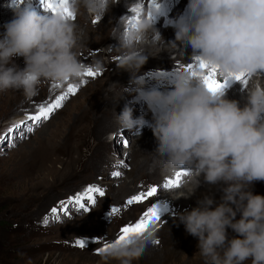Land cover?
I'll use <instances>...</instances> for the list:
<instances>
[{
  "label": "clouds",
  "instance_id": "9594fccd",
  "mask_svg": "<svg viewBox=\"0 0 264 264\" xmlns=\"http://www.w3.org/2000/svg\"><path fill=\"white\" fill-rule=\"evenodd\" d=\"M118 2L55 0L51 15L15 7L0 39V91L20 90L31 97L42 83H76L89 68L103 71L100 60L92 66L81 62L83 29L76 17L84 8L90 16L102 18ZM127 7L137 11L120 17L111 33L118 41V67L131 75L120 97L134 93L135 101L153 112L154 163L162 176L186 173L178 187L184 191L175 198L194 193L201 176L210 185H226L218 205L205 195L197 207L178 214L179 222L198 239L203 264H264V196L250 190L253 182L264 181V0H188L186 14L175 23V40L191 47L195 63L215 68L222 80L244 74L243 104L228 99L224 90L210 91L204 72L183 63L159 77L169 87H147L138 73L149 57L146 48L163 40L153 20L158 9L154 4L145 7L144 0H128ZM168 45L177 49L175 41ZM17 56L23 57V68L14 63ZM115 119L121 129L145 123L133 119L128 104ZM228 228L238 236L228 239ZM155 241L153 231L146 230L113 242L102 255L132 264Z\"/></svg>",
  "mask_w": 264,
  "mask_h": 264
},
{
  "label": "rangeland",
  "instance_id": "374dc122",
  "mask_svg": "<svg viewBox=\"0 0 264 264\" xmlns=\"http://www.w3.org/2000/svg\"><path fill=\"white\" fill-rule=\"evenodd\" d=\"M26 1L33 2V0H0V10L3 13V17L0 18V28L3 30V32H5L4 25L14 18L13 9L17 6L23 7V3ZM37 1H39L38 6L41 7V4L43 3L42 0ZM112 6L116 9L118 4L114 3ZM123 9H125L124 11L128 13H125L122 16L129 17L131 14L130 9L126 6L123 7ZM43 12L44 11L39 14H42ZM83 14H86L88 16L85 9L83 11H80L78 16H83V22L80 23L79 21H76V23L83 29L81 45H89V47L86 48L81 62L87 66H92L94 61L100 60L103 64V67L106 68V71H102L104 75L99 79L96 77V75L93 77H89V79L85 82L83 80L79 81V83L85 84L81 85L80 88L100 89L104 85L106 89H116L115 87L121 81H125L124 85H129L128 83H126L131 79V75L129 72L126 71L117 75H113V72L112 74L110 73V75L108 73L112 70L116 71L119 68V54L114 52L117 50L113 47L116 44L117 40L113 36H111L112 31L104 26L106 23H108V20L105 17L106 15L102 17L101 22L97 25V21L92 19L90 16H88V18L84 20L85 16ZM47 15L51 14L47 12ZM122 16L118 14L115 23L119 22V19ZM86 27H89L92 32L89 30L87 31ZM171 32L169 31V29H163V31H161L163 35L173 34L174 38H169L168 40L164 39L163 42L158 43L157 49H146L149 57L147 62L143 66L155 67L158 63H162L163 60H165L168 56L181 54V51L183 52L184 56L187 51L191 50V47L189 45L175 40V29H173ZM173 41L176 42L177 49L168 45L169 42ZM106 43H110V45L112 43L113 45H109L113 48V52L109 56H106L105 54L98 51V48H104ZM110 47L108 49H111ZM115 47L117 46L115 45ZM81 48H83V46H81L79 50ZM18 59L19 60H15L13 58L14 63L18 67L23 68L25 66L23 58L19 57ZM108 64H112V67L109 69ZM105 68H103V70ZM104 76L105 78L103 79ZM239 83L241 84V82L233 84L227 91H230L231 89L239 85ZM57 85L59 84L50 85L49 89L64 90L68 89V87L71 86L69 83H67V85ZM80 88L77 89V93ZM239 88L238 91L241 94H244L245 89L241 87ZM117 89H119V87ZM39 90L44 91L42 87H40L38 91ZM77 93H68V91L66 90L65 94L67 98L62 102V106L58 108L61 111L58 113V109L54 110V112L50 114L49 118L45 122L44 120H42L40 123H37L35 128L34 124H36V122L26 120L24 124H31L32 130L25 133L24 127L20 125L23 124L21 123V121H24L26 115L29 116L36 114L39 106L42 104L45 105L46 101H38L37 103L34 102V104L31 103L29 105L33 104V108L28 110V108H24L25 106L23 107V104L26 105L30 103V100L28 101L30 97H26L22 91L14 89L0 91V264H120V261L115 258L106 259L104 256L92 255L89 252L84 251L83 248H79V251L67 246L66 244L75 245V241L79 240L75 237L78 236H92L94 238V241L90 242V245H88L92 246L95 244V247H97L96 245L102 246V236L109 233V228H111L112 230L113 228L110 226H106L100 222L99 212L103 210L104 206L101 197L103 198V200H105L104 203L108 204L109 201H111L117 204L118 201L122 200L123 198L121 196L119 197V193H117L118 190H121L123 182H125L124 185H126L128 184L127 182L132 180L130 186L132 187L134 184L133 181H135L137 182L136 187H138V182L140 180H150L154 182L155 179H160V170H157L158 174L156 173L155 175H151L153 170L148 167L144 170L145 175L144 173L141 174V171L134 173L129 172L128 174L124 173L126 170L130 169V160L125 159V154L123 155V153L116 154V151H113L112 153L111 149V151H106V153L110 152V154L115 155V157L121 160L123 164L125 163V167L122 164L117 166L116 170L108 171L110 169H108L107 166L109 167V163L111 160H108L106 156L102 157L101 159L100 156L98 158L99 161L97 162H99L100 166L101 164L104 165L105 170L109 172L107 173V175H104L103 177L93 176L81 179L78 178L75 180L76 175H78L77 173L79 171H76V169L73 170V167H71L70 171L67 170L66 162L68 161V158L70 156L67 154L70 149L68 147H70V144L73 142L72 140L68 139L67 136V131L69 130L68 126L70 123V119L72 120L73 117H76L75 113L79 108L76 103L78 101H81L82 99L81 94H78L79 97L75 96ZM79 93H82V91H80ZM8 96H11L12 98L14 96H18L17 98L22 97L18 100L19 103H21H18L17 105L15 104L17 107L15 106L14 109H11L10 111H8V109L6 108ZM74 97L76 99L73 100ZM23 98L24 103L21 101L23 100ZM50 100V97L49 99L47 98V102H49ZM52 103H54V100H52ZM125 104H128V106L132 109V116L138 114V118L142 117L139 113V106L141 105V102H138L136 104V106L138 107V109L136 110V107L131 104L130 99L127 100V97H124L123 99L115 103V106L118 107L119 113L121 112ZM18 119L20 120V122H14ZM113 121L115 122V124H117L116 119H114ZM14 125H19V127H14ZM140 127L143 128V126ZM9 129H11V131H9ZM143 129L146 128L144 127ZM110 131H112L111 127H109L107 131H105L104 135L102 136V140L105 145H100V147L108 145L110 147H124L125 149L134 150V145L136 144H133L132 139H129L127 135L129 132L131 134L134 133L135 135L137 131H130V129H121L119 127V135H116V137L114 135V145H110L107 141L106 135ZM141 133L145 135V133H148V130ZM84 134L86 137L83 145L80 148V152L78 153L81 158L88 154L87 147L89 143H87V141H92L90 138L88 139L86 132ZM64 139L66 141L69 140L70 142L63 143L64 146H62L60 143H62L61 141H64ZM74 142L72 143L73 145ZM121 151H123V149ZM131 156H133L132 153ZM153 158L151 159V163L153 165H156ZM132 159L135 158L133 157ZM90 170L91 168H87L85 173L88 171L86 173L88 174ZM117 171L121 173V176L112 175V173ZM117 178H121L122 180L120 179V182L117 184L116 190L110 192V189L107 187L111 185L109 180ZM138 179L140 180L138 181ZM83 181L88 185L95 186H98L95 183L100 182L104 185L102 189L106 188L108 191V193L106 192L105 196H100L99 198H96V194L93 193L92 195L94 196L96 203L95 205L90 206L87 212L83 210V212H77L71 217L65 218L63 220L64 222L56 224L55 226L47 229L44 232H35L28 227L23 228L17 226L22 224L24 226L26 222H28L26 220L40 217L41 213H44L45 209L49 205L53 204L54 201L67 202L69 196H74L77 193H82L85 189V185H82L84 183ZM220 185L222 187L226 186H224L222 182L220 183ZM190 187H192V185ZM175 189L176 190L173 191L176 192L175 194L184 191L180 188ZM217 189L218 188L215 187V192L212 190L213 192L211 194V198L215 201L214 206L218 205L221 202V197L223 196L222 190ZM165 190L167 191V193H169L170 191L169 189ZM250 190L253 192V194L264 196V181L253 182ZM125 192L126 191H124L123 193ZM135 192L136 191H130L128 193L132 194ZM217 193L220 196L219 198L216 197ZM191 196L192 194L186 196V198L185 196L181 197L182 199L185 198V200H187ZM188 201L189 203L194 202V198L192 197V199H189ZM190 205L191 209L196 207L193 206L195 204L192 205V203H190ZM107 210L108 209L106 207L104 211L105 216ZM167 210L168 209H166L165 211ZM127 211L128 210H122V217L124 220L132 219L131 217L136 215L135 212ZM239 218L240 213H237L236 219ZM107 219L112 222L114 220V217H107ZM33 221L34 220H31V222ZM13 224H16L18 229L16 228L14 229V231H12ZM226 232L228 239L238 236V234H236L231 228H228ZM156 233L169 234V244H171L170 250L144 251L138 259H134L132 261V264H203V260L198 254V239H196L195 237H193V241L191 240L192 242L190 241L191 243L189 242V244H184L183 242L185 241H183V238L179 240L177 239V242H174L173 234L170 232V228L168 227L159 228L158 230H156ZM185 233L187 232H183L182 235ZM116 239L117 237L114 239V242L116 241ZM149 244L147 246H149ZM165 247L161 245L160 249H164ZM84 249H86V247H84ZM89 251H93L92 248H90Z\"/></svg>",
  "mask_w": 264,
  "mask_h": 264
},
{
  "label": "bare ground",
  "instance_id": "6f19581e",
  "mask_svg": "<svg viewBox=\"0 0 264 264\" xmlns=\"http://www.w3.org/2000/svg\"><path fill=\"white\" fill-rule=\"evenodd\" d=\"M33 1H37V0H33ZM127 2L128 1L119 0V2L116 3V4H118L116 9L113 6L110 7L109 11L105 14L106 15L105 17L108 20V23H106L104 26L107 29L112 31L113 27H119L118 26L119 22L115 23V20H116L118 14H120V16H122L123 14L128 13V12L124 11L125 9H123V7H125V6L127 7ZM38 5H39V3L36 4L33 7V10L37 11L38 13H41L42 11H44V12H49L51 14L50 10L45 8L43 3L41 4V7H39ZM40 8H41V11H40ZM83 10H84V8L80 9V11H83ZM83 15L85 16L84 20L86 18H88V16H90L89 14H88V16L86 14H83ZM90 17L92 18L94 16H90ZM93 19L97 21V25L102 20V18H96V17H94ZM82 20H83V16H77L76 21H79L81 23V22H83ZM157 26H159V25H157ZM156 28H158V27H156ZM86 30L87 31L89 30V31L92 32V30L89 27H86ZM172 30L173 29H169L170 32ZM158 31L160 32V34H161V36L163 38V40L161 42H163L164 39L168 40L169 38H174L173 34H164L163 35L161 33V31H163V30L159 29ZM81 42H80V44H82ZM109 45H110V43L109 44L106 43L104 48H106ZM111 45H112V43H111ZM115 45L118 46V41L116 42ZM115 45L114 46L112 45V46L115 48ZM157 45L154 46V47H148L146 49H149V50H152L153 48L157 49ZM81 46H83V48H81L79 50V52H80V54H79L80 60L82 59V57H83V55H84V53L86 51V48H88L89 45H87V46L81 45ZM112 50H113V48L109 52L105 53V55L106 56L111 55L112 52H113ZM114 52L118 53V51H114ZM98 58H99V56H98ZM175 60L179 61L180 63H182L183 58H182V56H178V57L175 58ZM158 64H160V65H158ZM158 64L155 67L143 66L141 68L140 72L138 73V75L144 76V78L146 80L147 87H149V88L156 87L158 89L163 90L162 89V85L160 83L147 79L145 77L146 74L152 73L153 76H160V77L161 76H165L166 77L167 74L170 73L174 67H178L180 65H175L173 61H170L168 59H165V60H163L162 63L160 62ZM111 67H112V64L109 65L108 69L111 68ZM103 68H105V67H103ZM150 69H156L157 71L156 72H152V71H150ZM160 70H163V71H160ZM103 71L105 72L106 68ZM112 72H113V75H115V74L117 75L119 73H124L126 71L121 69V68H118L116 71L112 70L111 72H108L109 75H110V73L112 74ZM103 75L104 74L101 71V72H98L96 77L99 79ZM104 78H105V76L103 77V79ZM88 79H89V76H85L83 81L85 82ZM90 80H92V79H90ZM129 81L130 80H128L126 83L129 84ZM95 83H97V82H95ZM69 84L71 86H73V87H76L77 89L80 88L81 85H85V84L79 83V82L69 83ZM124 84H125V81L124 82H122V81L119 82V84H117V86L115 87L116 89H106L105 86L103 85L100 89H81L80 88L78 93L76 92L77 94L75 96L77 97L78 94H81L82 95V99H81V101H78L76 103L79 108H78V111H76V113H75L76 117H73L72 120L70 119V123H69V126H68L69 130L67 131L68 139L72 140L73 142L74 141H76V142H74V145L72 144L73 143L72 142L70 144V147H68L70 149H69L67 154L70 155V156L68 158V161L66 162L67 170L70 171L71 167H73V170L76 169V171H79L77 173L78 175L75 174L76 175L75 180L78 179V178L81 179V178L93 177V176H98V177L102 176L103 177L104 175H107V173H109V172H107V170H105V167H104L103 164H101V166H100L99 162H97V161H99L98 158L100 156H101L100 158L102 159V157L105 156L106 151H111V149H112V153H113V151H116V154L123 153V155L125 154V159H129L130 160V169H128V170H126L124 172L126 174H128L129 172L134 173V172H139V171H141V174H142V173H144V170L148 167V168H151L153 170L151 175H155L157 173V170H159L158 166L153 165L151 163V159L155 155L154 152H155V149L157 147V142L155 141V137H153L154 135H153V133L151 131V128L147 124V121H150L152 119V113H151V110L148 108L147 104H145L144 102H141V105L139 106V108H140L139 113H140V115L142 117H139L137 119H143V121L145 122L144 125H143V128L145 127L146 129H143L140 126H137V127H134L132 129H130V131H137L135 133V135H134V133L131 134L130 132L127 135V137L129 139H132L133 144H136V145H134V150L125 149L124 147H110L108 145L100 147V145H105L103 140H102V136L104 135L105 131H107V129H109V127H111V129L114 131L115 137H116V135H119V125L115 124V122L113 121L115 119V117H114L115 113L117 115L119 114L118 107L115 106V103L118 102L119 100L123 99L124 97H127V100L130 99L131 104H133L134 107H136V110L138 109V107L136 106V104L138 102L135 101V94L134 93H124L120 97V94H121V89L120 88H121V86L122 87L129 86V85H124ZM50 85H54V83H49V82L42 83L40 87H42L44 91H40V90H39L40 92L37 91V93L35 95L31 96L30 99H28V101L30 100V103H28L26 105L23 104V107L25 106L24 108H28V110H30V109L33 108L32 105L34 104V102L37 103L38 101H46L45 106H47V105L52 103V100H54V102H55V100L57 98H59L60 96H64V94L66 93L67 89H64V90H62V89H53L52 90V89H49ZM238 86L239 85H237L236 87H234L230 91H227L226 92V97L228 99H231V100H237V101L241 102V104H243V102H244L243 101V97H244V95L246 93L244 92V94H241L238 91V88H239ZM118 87H119V89H117ZM80 91H82V93H79ZM17 97L18 96H14L12 98L11 96H8V98H7L8 101L6 102V108L8 109V111H10L11 109H14V107L19 103L18 100L20 98H22V97H20V98H17ZM49 97H50L51 100L49 102H47V98L49 99ZM74 99H76V98L74 97L73 100ZM21 101L23 102L24 98ZM31 103H33V104L29 105ZM119 109H120V107H119ZM60 111H61L60 109L57 110L58 113ZM136 115H138V114H136ZM147 116H148V118H147ZM112 118H113V120H112ZM36 125H37V123L34 124V128L36 127ZM147 130H148V133H145V135L143 133H141V132H144V131H147ZM138 131H140V132H138ZM85 132L87 133L88 139L90 138L92 141L91 142L87 141V143H89V145L87 147L88 154L81 158L78 153L80 152V148H81V146L84 143V140H85V137H86L85 134H84ZM141 134H143V135H141ZM147 136H148V138H147ZM65 138H66V136H65ZM146 138H147V140H146ZM95 141H96V143H95ZM61 142L62 143H60V144L62 146H64L63 143H66V142L69 143L70 141L69 140L66 141L64 139V141H61ZM114 142H115V140H114ZM121 148L123 149V151H121L122 150ZM131 153L133 154V156H131ZM74 154H75V156H74ZM129 156H131L132 158L134 157L135 159H132ZM122 164L123 163L121 162V160L118 161V162H114V161L111 160L110 163H109V167L107 166V168L110 169L108 171L116 170L117 166L122 165ZM123 166L125 167V163L123 164ZM126 166H127V164H126ZM87 168H91V170H90V172L88 174H86L88 171L85 173ZM144 175H145V173H144ZM159 178H160L159 180L155 179L154 182L150 181V180H140V179H138V181L140 180L138 182V184H139L138 187H136L137 182H135V181H133L134 184H133L132 187L130 186L132 180L127 182L128 184H126V185H124L125 182H123V185L121 186V190H118V192H117V193H119L118 194L119 197L120 196L123 197L122 198L123 201L120 200V201H118L117 204H115V203H113L111 201H109L108 204L104 203L105 200H103V198L101 197V200H102V203H103L104 206H103V210H101L99 212L100 222L102 224L106 225V226L112 227L113 230L111 228H109V233L104 234V236H102V241H101L102 246L96 245L97 247H95V244L92 245V246H89L90 245L89 244V245L86 246V249H84V247H83V250L84 251H89L90 248H92L93 251H96L98 248L104 247L106 243H113L114 239L116 237L118 238V235L121 234L122 227L127 226V225H134L136 222H138L141 219V217L143 216V213L152 204H159L162 201V198L169 196L168 194H166V190L165 189H167V190L169 189L170 192H173L174 190H176L175 188H164L163 187V184L166 183V181L168 179H170L169 177L160 175ZM120 179L121 178L110 179L109 180L111 185H109L107 187L110 189V192L113 191V190H116L117 184L120 182ZM199 181H200L199 186L196 188L194 193H192V196L189 197L190 200L192 199V197L194 198V202H190V203H192V205L195 204L193 206H196V207L198 206L197 205V201L200 200V199H203V197L205 195H208V196L211 197V194L214 191L215 187L218 188L217 190H222L223 189V187L220 185V183L217 184V185L208 184L203 179V176H201L199 178ZM95 184L98 185V187L100 186V188L104 187V185L102 183H100V182H97ZM82 185H85V188L88 186V184H86V182H84ZM152 186H156L157 189H158V192H157L156 196L147 198V199H145V200H143L142 202H139V203H133L131 205H128L126 203V201L129 198H131L133 195H137V194H140L142 192H146ZM129 187H131V188H129ZM192 187L195 188V185L193 184ZM103 190H104V193L106 195V192L108 193L107 189L105 188ZM124 191H126V192L123 193ZM130 191H136V192L130 194V193H128ZM95 197L99 198L100 196L98 194H96ZM216 197L217 198L220 197L218 195V193H217ZM185 198H186V196H185ZM185 198L183 200L185 202H187L186 204H181L179 202H176V204H175L176 206H179V207L183 208L184 209L183 212L185 210H188V211L191 210V205H190V203L188 201L189 199L185 200ZM106 207H107L108 210H111L112 208L119 209L118 212H116L115 214H112V216L114 217V220L112 222H110L107 219V217L104 215V211H105ZM123 209L124 210H128L129 212H131V211L135 212L136 215L131 217L132 219L124 220L123 217H122V210ZM166 209H168V208L167 207H163L162 210L165 211ZM183 212H180V213H183ZM178 214L179 213L172 212V214H171V216L169 218L165 219L163 222H161L155 228L148 229V227H147L146 230H152L153 231V235H154V239L156 241H159V243H154V244L150 243L149 246H147L144 251H169L170 250L171 244H169L170 243V239L168 237L169 234L156 233V230H158L159 228H164V227L170 228V232L173 234L174 242L177 239L179 240V239L183 238V241H185L183 243L184 244H187V243L189 244V242L193 239V236L189 235L188 233H185V234L182 235V233L185 232L186 230H185L184 225L179 222ZM174 226L177 227V228H175ZM161 245H163L164 247L166 246V247L164 249H160Z\"/></svg>",
  "mask_w": 264,
  "mask_h": 264
},
{
  "label": "snow or ice",
  "instance_id": "6c2138e0",
  "mask_svg": "<svg viewBox=\"0 0 264 264\" xmlns=\"http://www.w3.org/2000/svg\"><path fill=\"white\" fill-rule=\"evenodd\" d=\"M43 5L47 9L53 8V0H42ZM59 3H63L64 0H57ZM137 9L133 8L130 9L131 13H135ZM95 22V21H94ZM131 22V21H129ZM196 67H199L204 72V82L206 87L212 91L213 93H216L217 91L224 90L227 87L229 79H224L223 82L220 79H217L216 76V69L215 68H209L206 63L203 61H199L198 63H193L186 65V68L195 69ZM98 72H95L91 70L90 68L86 71L85 75L89 77L96 76ZM193 74L196 75L195 71H193ZM234 80L241 81L243 83H246V80L244 79V74H238L235 75ZM59 86V85H57ZM68 93L75 94L77 91L76 87L69 86L67 89ZM67 96H60L55 100L54 103H51L47 106L40 105L37 113L34 115H29L26 117L27 120H31L36 123H40L42 120H46L51 113L54 112L55 109H58L62 106V102L66 100ZM21 123H25V121H21ZM14 127H19V125H14ZM11 131V129H9ZM31 131V129H29ZM186 173L184 172H178L176 174L175 179H168L166 183L163 184L164 188H178L181 183V177L184 176ZM114 176L121 175L120 172H114L112 173ZM158 189L156 186H152L148 189L146 192H142L137 195H133L131 198H129L126 203L128 205H131L133 203H139L143 200L154 197L157 195ZM93 193L98 194L99 196H104V190L98 186L95 185H88L82 193H77L73 197L69 198V202L74 203L79 206V209L87 212L89 210L88 206L83 202L87 200L91 205H95L96 200ZM51 213L53 214L55 218V214L57 213L58 209L56 207H53L51 210ZM59 211L67 213L68 211V203L61 201L60 202V208ZM119 209L112 208L109 212V215L115 214L118 212ZM161 220V209L158 204H152L144 213L141 219L136 222L134 225H127L122 227L121 234L118 235V238L116 239L115 243H121L128 239V237L132 235L140 234L144 231H146L149 223L160 221ZM44 223L47 224L48 220L45 218ZM154 243H159V241H155ZM77 247L83 248L86 246V241L84 239H79L75 241V245ZM113 246V243H106L104 247L98 248L97 254H103L108 251L110 247Z\"/></svg>",
  "mask_w": 264,
  "mask_h": 264
}]
</instances>
